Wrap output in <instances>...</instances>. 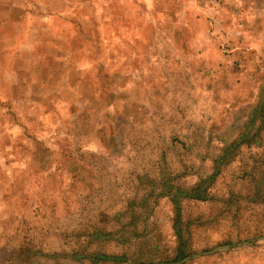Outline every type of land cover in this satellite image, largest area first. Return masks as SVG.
Returning <instances> with one entry per match:
<instances>
[{
  "label": "rangeland",
  "instance_id": "obj_1",
  "mask_svg": "<svg viewBox=\"0 0 264 264\" xmlns=\"http://www.w3.org/2000/svg\"><path fill=\"white\" fill-rule=\"evenodd\" d=\"M157 263L264 264V0H0V264Z\"/></svg>",
  "mask_w": 264,
  "mask_h": 264
},
{
  "label": "trees",
  "instance_id": "obj_2",
  "mask_svg": "<svg viewBox=\"0 0 264 264\" xmlns=\"http://www.w3.org/2000/svg\"><path fill=\"white\" fill-rule=\"evenodd\" d=\"M191 195L192 196H198V194H197V188H195V189L192 190Z\"/></svg>",
  "mask_w": 264,
  "mask_h": 264
},
{
  "label": "water",
  "instance_id": "obj_3",
  "mask_svg": "<svg viewBox=\"0 0 264 264\" xmlns=\"http://www.w3.org/2000/svg\"><path fill=\"white\" fill-rule=\"evenodd\" d=\"M221 247L224 248V247H226V246H220V247H218V248H221ZM213 250H214V249H213ZM213 250H212V251H213ZM157 264H164V263H157ZM171 264H172V263H171Z\"/></svg>",
  "mask_w": 264,
  "mask_h": 264
}]
</instances>
